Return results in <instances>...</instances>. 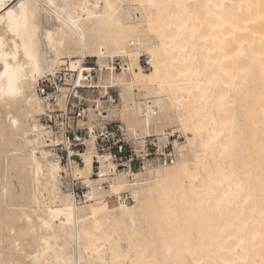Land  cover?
<instances>
[{"label":"bare ground","instance_id":"6f19581e","mask_svg":"<svg viewBox=\"0 0 264 264\" xmlns=\"http://www.w3.org/2000/svg\"><path fill=\"white\" fill-rule=\"evenodd\" d=\"M13 1L0 0V264H264V0ZM63 62L97 73L105 117L144 131L171 119L185 135L177 161L108 188L88 180V155L63 167L36 93ZM109 87L119 107L103 105ZM67 176L88 182L84 205L61 191ZM128 187L134 203L117 202Z\"/></svg>","mask_w":264,"mask_h":264},{"label":"built area","instance_id":"2783aa9c","mask_svg":"<svg viewBox=\"0 0 264 264\" xmlns=\"http://www.w3.org/2000/svg\"><path fill=\"white\" fill-rule=\"evenodd\" d=\"M151 61L149 53L140 51L139 64L143 70L150 68ZM112 64L115 70L125 65L120 60ZM84 73L85 77L79 79L77 70L63 62L36 85V93L44 101V110L38 119L46 147L62 165L84 166V156L88 155V180L106 188L118 177L133 182L138 172L147 167H166L177 161L183 142L180 134L170 128L157 129L152 123L141 132L120 119L105 117L104 108L93 99V87L88 84L93 77L88 78L89 73ZM91 73L95 74L94 70ZM104 98V102L116 103L117 89L109 87ZM142 105L141 118L152 120L157 116L158 109L151 97L143 98ZM73 182V193L85 199L84 192L89 187L85 177ZM116 200L121 204L134 203L132 187L119 192Z\"/></svg>","mask_w":264,"mask_h":264},{"label":"rangeland","instance_id":"374dc122","mask_svg":"<svg viewBox=\"0 0 264 264\" xmlns=\"http://www.w3.org/2000/svg\"><path fill=\"white\" fill-rule=\"evenodd\" d=\"M17 0H15V1H13L12 2V4L13 3H15ZM78 58H72L71 60H77ZM95 60H96V58H92V57H87L86 59H85V65H90V66H92L93 64H94V62H95ZM116 60H120L122 63H124L125 62V60H124V58H118V57H115L114 58V61H116ZM62 64V63H61ZM121 70H116V72H120ZM106 72H107V70L105 69L104 70V72H103V76L104 75H106ZM96 80H98V77H97V73L95 72V74H93V78H92V82H95ZM116 89V88H115ZM118 92V91H117ZM92 93H93V99H97V98H99L100 96H101V93H100V91H99V89L98 88H93V91H92ZM100 93V94H99ZM138 98L142 101V99L143 98H146L145 97V94H142V95H139L138 96ZM102 100L104 101L105 100V98H102ZM104 104V106L105 107H107V106H112V105H117L118 106V101H116V103H113V104H109L108 102H103ZM157 106V105H156ZM119 107V106H118ZM167 111V110H166ZM119 116L120 115H113V116H109V117H112V118H114V119H119ZM163 116V115H162ZM121 117V116H120ZM167 117H168V115H167ZM121 119L123 120V121H125V122H127V123H130L131 125H133L135 128H138L141 132L142 131H144V127H145V124H144V121H142L141 120V123H136L135 121H133L132 119H130L128 116H125V117H121ZM153 123H154V127L155 128H157V129H165V128H170V129H173L172 128V126H173V124H175V123H173L172 121H171V119H165V117L163 116V119H161V120H159V118L158 117H156V119L153 121ZM175 129V128H174ZM176 130V129H175ZM176 132L178 133V134H180V136L183 138V143L185 142V135L184 134H182V133H180V131H178V130H176ZM62 164V163H61ZM63 167H65V168H68V166L66 167V166H64V165H62ZM82 167V166H81ZM76 178H79L78 176L77 177H70V176H67V177H64L63 178V181H62V184H61V191H63L64 193H72V195L75 197V199H76V202H77V204L79 205V206H82V205H84L85 203H84V201H85V199H83L82 197H81V194H79V196L77 195V194H74L73 193V184H74V182H73V180L74 179H76ZM106 188H108V187H106ZM85 193H86V191L84 192V198H85ZM159 250V249H158ZM153 256H152V259H157L158 257H159V259L160 258H162V252L159 250V253H158V251L157 250H155L154 252H153V254H152Z\"/></svg>","mask_w":264,"mask_h":264},{"label":"snow or ice","instance_id":"6c2138e0","mask_svg":"<svg viewBox=\"0 0 264 264\" xmlns=\"http://www.w3.org/2000/svg\"><path fill=\"white\" fill-rule=\"evenodd\" d=\"M24 7H25V5H23V4L19 5V8H21V9H23ZM15 19H16V14L13 11L9 10L8 11V21H9V23L10 24L13 23L15 21ZM2 20H3V17H0V21H2Z\"/></svg>","mask_w":264,"mask_h":264}]
</instances>
